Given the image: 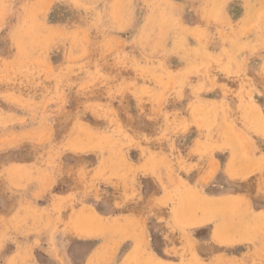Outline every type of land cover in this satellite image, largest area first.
<instances>
[{"label":"rangeland","instance_id":"rangeland-1","mask_svg":"<svg viewBox=\"0 0 264 264\" xmlns=\"http://www.w3.org/2000/svg\"><path fill=\"white\" fill-rule=\"evenodd\" d=\"M0 264H264V0H0Z\"/></svg>","mask_w":264,"mask_h":264},{"label":"crops","instance_id":"crops-1","mask_svg":"<svg viewBox=\"0 0 264 264\" xmlns=\"http://www.w3.org/2000/svg\"><path fill=\"white\" fill-rule=\"evenodd\" d=\"M180 63V61H177L176 62V64H179ZM184 67L186 68L187 67V65H184ZM181 68H183V66H180V68L179 69H181ZM170 69H174V66L172 67V68H170Z\"/></svg>","mask_w":264,"mask_h":264},{"label":"bare ground","instance_id":"bare-ground-1","mask_svg":"<svg viewBox=\"0 0 264 264\" xmlns=\"http://www.w3.org/2000/svg\"><path fill=\"white\" fill-rule=\"evenodd\" d=\"M107 226H109V225H107Z\"/></svg>","mask_w":264,"mask_h":264}]
</instances>
